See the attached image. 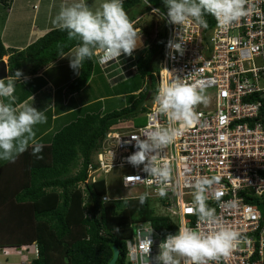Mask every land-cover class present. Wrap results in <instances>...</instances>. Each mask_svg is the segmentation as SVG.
<instances>
[{"label": "built area", "instance_id": "obj_1", "mask_svg": "<svg viewBox=\"0 0 264 264\" xmlns=\"http://www.w3.org/2000/svg\"><path fill=\"white\" fill-rule=\"evenodd\" d=\"M246 8L251 9L248 15L226 28L212 15L210 20L204 16L206 28L193 20L173 24L167 17L168 10L155 12L152 8L157 22H163L165 34L156 89L144 104L145 123L134 127L121 123L119 127L131 129L119 130L115 127L122 122L119 119L109 127L87 166L91 181L122 168L120 186L131 193L121 197L135 198L147 192L162 208L156 213L168 216L174 224L173 235L182 221L190 227L197 226L198 217L188 211L194 179L219 177L208 193L207 204L216 209L227 226L240 233V241L227 257L209 264H264V0H249ZM154 29L152 39L157 25ZM170 43H181L183 54L175 52ZM118 60L99 63L102 68L111 66L113 77L137 72L135 50ZM172 76L186 78L188 84L197 86V91H206L203 95L207 102L195 106L198 121L159 153L172 169L167 194L161 197L159 182L142 181L149 178L144 165L133 166L127 158L138 151L133 137L144 139L145 131L171 123L157 111L154 99L160 83L170 81ZM125 177L132 182L127 187ZM107 198V194L102 197L105 201ZM229 202L235 206H228ZM201 227L207 230V226ZM145 228L153 229L149 261L156 264L158 245L166 236L157 232L149 220L132 224V232L125 240V264H143L135 234Z\"/></svg>", "mask_w": 264, "mask_h": 264}, {"label": "trees", "instance_id": "obj_2", "mask_svg": "<svg viewBox=\"0 0 264 264\" xmlns=\"http://www.w3.org/2000/svg\"><path fill=\"white\" fill-rule=\"evenodd\" d=\"M122 2L132 22L137 16L151 13L145 1ZM0 6L5 11L9 3L0 0ZM205 15L210 20L211 15ZM138 21L139 18L135 23ZM164 34L163 22H157L156 36L138 52L136 74L143 77L148 73L150 84L151 62L154 53L162 55ZM76 43L59 26L19 51L5 48L0 37V59L9 53L8 75L20 71L22 78L55 62L61 51L69 52ZM92 59L83 61L68 85L71 92L81 90L89 82L94 68ZM40 79L34 87H42L45 80ZM149 95V88H144L130 105L111 112L82 109L50 136L36 140L43 145L40 153L33 155L30 144L15 162L0 160V249L34 244L38 254L31 264H108L116 245L119 256L115 264H125V240L132 232V224L149 220L164 236L175 232L168 216L154 211L156 200L148 197L141 205L140 194L135 198L111 196L104 201L102 197L113 188L109 173L91 181L87 171L91 155L109 127L119 119L137 118ZM261 210L264 213V207Z\"/></svg>", "mask_w": 264, "mask_h": 264}, {"label": "clouds", "instance_id": "obj_3", "mask_svg": "<svg viewBox=\"0 0 264 264\" xmlns=\"http://www.w3.org/2000/svg\"><path fill=\"white\" fill-rule=\"evenodd\" d=\"M163 2L168 9L167 17L171 23L184 25L189 20H193L205 28L207 27L205 13L214 16L218 24L226 28L234 21L248 15L251 10L246 8L249 0H163ZM152 8L154 7L150 8V14L153 13ZM154 9L155 12L160 11ZM135 21L130 20L122 0H103L95 11L84 0L62 4L54 23L67 31L70 41L75 40L77 43L67 55L61 51L60 57L70 58V67L79 70L86 58L91 59L98 52L102 53L99 62L109 63L114 60L119 61L118 58L122 54L131 56L135 50L138 67V52L149 46L152 37L148 38V41L144 39L145 36ZM139 39L142 40L143 46L137 48ZM169 46L175 52L183 54L181 43H170ZM92 60L98 61L97 58ZM110 68L111 66L102 68L101 71L105 73ZM129 73L131 75H120L113 77L112 80L125 79L136 74ZM105 74L109 75V73ZM22 75V72L16 71L14 75L0 79V160L3 161L15 162L16 156L25 152L30 144L33 146V155L43 149V145L36 141L34 126L46 122L44 111H38L27 101L17 103L15 96L16 84ZM206 102L207 98L202 90L197 91L196 85L188 84L186 78L172 76L170 81L160 83L154 99L157 111L165 115L171 123L168 126L145 131L144 139L133 137L138 151L130 155L127 162L137 167L144 165L143 171L149 178L142 181L159 182L161 197L167 194L166 186L171 179L172 169L160 158L159 153L180 136L184 129L198 121L195 106ZM37 158L43 157L37 156ZM218 181L219 177L216 176L194 179L191 184L192 201L188 211L198 217L197 226L193 228L182 221L177 234H168L159 243V253L155 257L156 264H181V260L183 264H209V261L227 257L239 243L240 233L227 226L217 215L216 209L207 204L208 193ZM124 182L125 187L132 183L127 177L124 178ZM147 198V192L141 194L140 204L143 205ZM228 206L234 207L235 204L229 202ZM202 225L207 226V230H204ZM152 233L153 229L145 228L143 231L137 230L135 234L143 254V264H150ZM34 253L36 256V249Z\"/></svg>", "mask_w": 264, "mask_h": 264}, {"label": "rangeland", "instance_id": "obj_4", "mask_svg": "<svg viewBox=\"0 0 264 264\" xmlns=\"http://www.w3.org/2000/svg\"><path fill=\"white\" fill-rule=\"evenodd\" d=\"M145 1L149 7H154L156 9H159L160 11H167L163 0H142ZM78 2V0H76ZM84 2L93 10L99 8L100 4L102 3V0H84ZM37 5L35 7V11H38V6H40L39 0H33L31 6ZM31 9V11H30ZM28 12H26L24 18L22 20L18 21L16 33L19 34L21 37H25L27 35V32L29 30V27L31 23L36 27L44 28L45 18L43 15H38V20L40 23H34L36 14H34V10L32 8H26ZM34 11V12H32ZM6 16V12L2 9L0 6V30L4 23V19ZM139 18V21L136 23L139 29H141V32H143L145 38L148 39L152 37V32L155 30L154 28L157 25L158 17L154 13L150 14L147 13L146 15L142 17H136L134 20H137ZM135 25V23H134ZM150 34H147V32ZM17 36V34H16ZM6 38V36H5ZM148 42H146L147 44ZM142 44V40L139 39L138 46L139 48ZM100 54L99 52L96 53V55ZM160 53H154L153 60L151 62V70L150 74L152 75V83L150 84L148 82V77L150 75L147 73L146 76H141L140 74H135L131 77H127L125 79L119 78L112 80L113 78V72L111 70H107L105 73H109V75H106L102 70V65L99 63V61L92 63L93 64V72L91 74V77L89 79V82L84 86L85 89L79 94H75L76 92H71L69 90L68 85L70 82L68 81H62L61 79L58 80V84H62L60 87H58V95L63 100L70 99V97H73L71 100V105L77 103L80 101L81 103L88 102L87 107H85V110H95L94 112L102 110L105 112H111L114 110H119L123 107H126L131 104L132 99L135 96L134 94H138L136 90L138 89H144L149 88L150 92H154L156 89V73L158 71V62L160 60ZM96 55L93 56V59L98 58ZM95 57V58H94ZM4 58H8V55H5ZM54 73L56 72V69L53 70ZM26 77V76H25ZM206 91H203V94H205ZM47 96V95H46ZM42 99L45 101V98L43 94H41ZM99 106L102 108L100 109ZM82 111V110H81ZM141 116V115H140ZM139 115L137 118H134L130 121H128L127 118H123L122 122L116 124V128L119 130H130L131 128H127L126 126L119 125L121 123H126L129 127L134 126H140L145 123L144 118H141ZM71 119V118H70ZM47 137V136H45ZM109 160V156H107ZM75 170V169H74ZM73 170V171H74ZM124 170L122 168H116L113 169L112 172L109 174V184L113 187L110 189V193H108V198L106 200H109L111 196L113 197H119V196H128L129 193H131L127 189H123L120 187V174H122ZM82 183L79 184L81 186ZM81 188V187H80ZM162 208L157 204L154 208L155 212H160ZM17 248H21L20 250ZM35 249L37 250L36 246L34 244L28 245V246H21V247H13L7 250H1L0 249V264H22L21 261H25L24 264H31V260L35 257ZM38 254V253H37Z\"/></svg>", "mask_w": 264, "mask_h": 264}, {"label": "crops", "instance_id": "obj_5", "mask_svg": "<svg viewBox=\"0 0 264 264\" xmlns=\"http://www.w3.org/2000/svg\"><path fill=\"white\" fill-rule=\"evenodd\" d=\"M9 3V7L5 10L6 16L4 19V23L0 30L1 41L5 48H13L14 50H22L29 43L33 42L38 37L42 36L44 33L49 31L52 28L58 27L56 23H54L55 17L60 11V7L62 4H71L76 2V0H39L40 6H38V11L36 12L31 4L33 0H7ZM10 1V2H9ZM103 2V0H102ZM37 6L36 4L34 5ZM32 8V12L36 14L35 22L40 23L38 20V15H43L45 18L44 28L36 27L33 22L31 23L27 35L23 38L16 33L17 23L22 20L25 13L28 12L26 8ZM37 8V7H36ZM31 11V9H30ZM17 34V36H16ZM6 36V38H5ZM139 51V50H136ZM70 52V51H69ZM69 52L65 53L67 55ZM9 57V53L7 54ZM5 56V55H4ZM8 64V58H4ZM56 69L57 73H54L53 70ZM79 70H74L70 67V58H58L55 62L51 63L48 66L43 67L38 70L36 74L26 75V77L20 78L16 84L15 96L17 98V103H22L27 101L29 104L37 109L38 111H44L46 116V122L37 124L34 126V131L36 133V140L38 138H43L45 136H50L53 132L59 129L62 125L73 118L74 115H77L80 110L84 109L85 105L88 102L81 103L78 101L77 103L71 105L70 99L63 100L58 95V87L62 84H58V80L71 82L78 74ZM41 78L45 80V83L42 87H34V83L40 81ZM85 89L83 87L81 90L77 91L73 94H79ZM143 89L136 90L138 93ZM41 94L44 95L45 101L42 99ZM47 95V96H46ZM137 96L138 94H134ZM33 98V99H32ZM145 104V101L143 105ZM144 110L140 111L136 116L144 117ZM134 118L130 117L128 121ZM13 247L2 248L1 250H7ZM21 249V248H17ZM22 264L26 263L25 261H21Z\"/></svg>", "mask_w": 264, "mask_h": 264}, {"label": "water", "instance_id": "obj_6", "mask_svg": "<svg viewBox=\"0 0 264 264\" xmlns=\"http://www.w3.org/2000/svg\"><path fill=\"white\" fill-rule=\"evenodd\" d=\"M8 64L4 59L0 60V79H5L8 76ZM113 254L108 264H115L119 256L118 248L116 245H113Z\"/></svg>", "mask_w": 264, "mask_h": 264}]
</instances>
